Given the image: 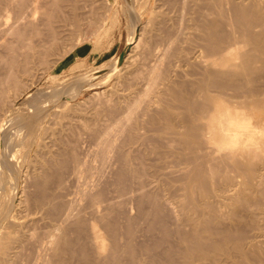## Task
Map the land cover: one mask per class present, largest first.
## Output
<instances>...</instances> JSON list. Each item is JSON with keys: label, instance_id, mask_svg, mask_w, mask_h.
<instances>
[{"label": "rangeland", "instance_id": "rangeland-1", "mask_svg": "<svg viewBox=\"0 0 264 264\" xmlns=\"http://www.w3.org/2000/svg\"><path fill=\"white\" fill-rule=\"evenodd\" d=\"M17 1L19 2L20 0H0V34H2L0 35V78L2 79L0 82H5L3 85L0 83V89L5 90L3 88L5 86L7 89L5 90L7 94L4 96V99L7 97V100H5L3 105H0V130L3 131L2 133L5 134V138L10 143L12 159L14 158L15 160H13L16 162L14 170L5 166L3 162H0V237L1 235L3 236L0 238V249L3 246L5 247L4 257L6 261L8 260L7 263L10 264V260L14 258L15 260L12 259L13 262L18 261V264H44L47 262L46 259L49 262L48 264H53L52 260H55V256L52 257L53 254L48 246V239H50L53 231L64 236L67 234V238L69 237V239L74 240L77 235L74 222L79 220L82 216L81 214H83V217L80 218L81 221H85L86 223L91 221L92 216L89 215V208H86L88 207L89 200L85 193L103 189L102 192L105 193V196L114 197L125 184L124 196L119 195V192L117 194L118 197L115 198V196L112 199L114 205H118L115 206L116 208L113 207L116 215L120 216L123 214L121 216L122 221L118 218L119 223H122L121 226H124L126 223L124 213H127L126 217L134 216V219L137 218L134 220V223L138 225L135 226L133 223V228L136 230L135 239L137 241L135 240V242L138 244L142 242L143 245H152L162 240L158 248L159 251L169 243L177 244L178 237L173 233L176 227L175 217L181 216L182 212L187 210V208L185 210L182 209L183 205L188 203L186 202L187 198L184 199L186 196H183L186 192H184L185 190L182 188L183 183H181L182 171L187 167L191 169L194 164L184 161L186 157L191 158L192 153L185 149V146L183 147L177 142L174 131H172V134L171 131H168L169 129H166V119L164 118L166 115L169 116L170 113L169 117L173 116L170 119L173 125H175L174 130H182L180 121L178 120L181 118V115H184L183 113L185 115L188 113L183 108L184 104L182 105L179 102L180 100L183 102L182 98L179 100L176 97L180 94L182 96V93L185 94L186 92L190 93L194 91L195 93L192 81L195 80V77L200 76L202 67L199 65L197 59H204L206 54L209 59V56L212 54L204 47L206 53H203L205 50L202 52L204 56L201 53V49H203H200L202 35L198 29L201 22L203 23L204 20L211 19L212 16H217L215 17L217 19L221 20L223 18L226 24L225 27H227V29L225 28L226 31H234L237 24L231 25L229 22L231 17L229 4L234 1L241 2L242 4L247 0H228V2L227 0H221V2L217 0L218 5L215 2L216 0H37L38 3H36L41 6L43 5V9L46 7V13H49L50 19L52 18L50 24L55 23L50 26L53 30L55 27V37L57 38L52 42H49L50 33L47 34L50 27L48 30V26L44 23L46 15L40 13V10H37L39 12L33 10V3L30 2L32 0H21L23 1L21 4ZM50 1L56 2V5ZM16 3L20 6L22 5L19 7L21 11L24 10L23 13L32 14L31 16L26 15L27 17L24 16L25 19L28 18L25 20V23L28 20L26 25L19 24V27H21L19 32L21 34L13 33L9 29L7 30L9 25L14 22L15 16L18 13L16 12L18 10H15L17 9L16 5H18ZM216 8L223 11L220 13ZM214 9L219 12V16L223 14L221 15L222 18H218V14L216 13V15L213 12L215 11ZM23 13L22 15H24ZM42 16L44 19H42ZM21 23L24 22L22 21ZM22 27L25 29L23 30ZM34 28H38L37 34L34 33ZM237 32L236 35L239 38L240 44L239 50H243L245 46H243L242 37L240 39V33ZM136 37L140 39L138 40L139 43L136 40L138 45L134 41ZM30 40L35 44L34 49L36 52L35 50L31 51L33 54L29 52L31 49L23 47L24 43ZM128 53H130L129 56L127 55ZM198 53H201L202 55H199L202 57L197 58L199 57ZM26 56L28 57V72L24 74L18 72L15 76L16 80L13 76L6 80L7 70H10V61L17 60L16 63H20L19 65L13 64V72H15L16 67L19 69L23 65L22 62L24 61L23 59L27 58ZM258 84H260L259 81ZM180 89L182 93L180 92L179 94ZM174 91H176V96H174L175 93L173 94ZM211 94H214V91ZM194 97L196 98V96ZM223 99L225 101L230 100V98L225 97ZM39 104L41 111L36 118L18 123L20 121L18 118L22 116L25 110L30 107H37ZM164 111H168L169 113L165 112L164 114ZM179 111L183 113L181 114ZM249 113L256 115L253 119L254 121L257 120L255 128L261 130L256 134L255 140L261 141V138L264 140V112L254 109ZM126 116L129 118L126 119ZM152 120L153 122H151ZM25 122L27 123L26 125L24 124ZM30 122L31 124H29ZM176 126L178 129H176ZM122 130L123 132H121ZM118 133L122 134L119 135ZM262 150L264 151V145L258 151V154L261 155L260 157L264 156V152L261 153ZM103 152H107V155ZM120 152L123 154L127 153V167L129 168L130 166L131 168L134 167V170L137 169V174L140 177L133 180L134 176L128 173V175H125L127 178L123 179V177V180L121 179L124 181V185L120 181L123 187L121 184L118 185L119 181H117L119 180L117 174L122 166L118 156ZM260 157L257 159L261 160ZM189 158L186 159L188 160ZM131 161L134 162V166ZM64 181L65 183H63ZM135 185H139L137 187L138 190ZM82 190L84 192L88 190V192L84 193ZM166 192L170 194L167 195ZM151 193L156 194V196L160 195L158 197L160 200L162 198L167 201V204L162 206L161 211L163 216H165V227L170 231V234L167 236L168 240L163 238L162 226L160 224L157 225L159 222L152 220L153 217L155 219L156 217L149 208L151 207L150 202L146 199V194L151 195ZM20 196L21 202L18 205L17 201ZM119 197L120 200H117ZM117 201L119 203H116ZM120 202L123 204H120ZM126 203L129 204L126 205ZM64 204L69 206L68 209ZM52 207H54L53 210L50 209ZM48 209L52 210L51 213ZM77 210L82 211L81 214H78L79 211ZM138 210L143 211L138 212ZM44 211H47L46 214ZM61 212L63 215H61ZM65 212L71 213H68L70 218L64 216ZM84 215L86 216L85 218ZM15 216L23 222L18 226L14 225L15 227H12L13 222H11V218L13 219ZM62 217L63 219L61 220ZM65 219L69 220H66L67 222L63 221ZM182 227L188 231L187 226L182 225ZM21 230L22 232H20ZM100 231L102 230L100 229ZM105 235L102 232L104 241L102 252L105 253H101L100 256L98 255L99 257L94 256V263H99L106 257L109 239ZM259 245L263 246V243L259 242ZM14 253L16 254L14 255ZM122 258L125 260L124 257ZM62 259L64 260V264H82L80 259L76 255L72 256L71 253L64 254Z\"/></svg>", "mask_w": 264, "mask_h": 264}, {"label": "bare ground", "instance_id": "bare-ground-1", "mask_svg": "<svg viewBox=\"0 0 264 264\" xmlns=\"http://www.w3.org/2000/svg\"><path fill=\"white\" fill-rule=\"evenodd\" d=\"M51 1H55V0H51ZM21 2L23 3V1H21V0L18 3L21 4ZM30 2L33 3V10L34 11L39 12L37 10H40L41 11L40 13H43L46 15V19H45L44 23L48 26L47 27V29H48L52 24V23L50 24L52 18L50 19L49 13H46V11H47L46 7L44 8L45 9L44 10L42 8L43 5L41 6V5L37 4L38 3L37 0H32ZM215 2L217 3V0ZM220 2H221V0H220ZM227 2H228V0H227ZM18 3H16V4H18ZM51 3H54L56 5V2H51ZM19 4L16 5L17 9H15V10H18V11H16L18 13L15 16L14 22L11 23V25H9L8 28L7 27L6 28H7V30L9 29L10 31H12L13 33L21 34V32H19V29L21 27H19V26L23 25V24L26 25L28 20L26 21V23H25V20L28 18L25 19L24 16H26L28 14L23 13L24 10L23 11L20 10L21 9L20 7L22 5L20 6ZM218 4L219 3H217V5ZM229 6H230L229 7L230 12L229 13L231 14V17H232V18L230 17L229 22L231 25L235 24V23L237 24L236 26L239 28H237L235 26L236 28H234V29H236V30H234V31L230 30L231 32L226 31V29H227V27H225L226 24H225L223 18L221 17V15H223V14H220V16H219V12L216 11L217 8L214 9L216 12L215 11H213V12L215 14L217 13L218 18L219 17L222 18L221 20L215 18L217 16H212L211 19H208V17H207L208 20H206V21L204 20V22L203 23L201 22V25H199V28L197 27L201 31V35L203 36V39L201 36L202 44L200 45L201 46L200 49L204 47L205 49H208L207 51L209 53H212V54L210 55L208 53L210 55L209 59H208V56H206L207 54L204 56V54L206 53V50L204 48L201 49L202 50L201 53L205 50L203 52L204 54L202 53L204 56V59H203V58H200V56L202 54L198 53L199 57H197V58H200V59H197V61H198L199 65H201L202 67H201V70L198 69V70H200V74H199L200 76H198L197 78L195 77L194 78L195 80L193 79L194 81H192V84L195 87V93H194V91H192L190 93L186 92V90L188 88L185 90V92L188 94H186L185 92H184L185 94H183L181 92V89L179 92L177 91L179 94L181 92L182 96H180L181 94L180 95L178 94L180 97L177 96L176 98H179V100H180V98H182L183 102H181V100L179 102L182 103V105L184 104L183 108H185L187 113H188L185 115V113L182 112L184 115L183 116L181 115V118L179 117L180 119L178 121H180L179 123H180V127L182 128V130H180V131L174 130L175 125H173V122H171V119H170L173 116L169 117L170 113L168 111H164V114H165V112L169 113V116L166 115L165 118L163 117L164 119H166V124H165L166 129H169L168 131L169 132L171 131V133H172V131H174V133H175L174 135L177 136V137L175 136V138L177 139V142L180 143L183 147L185 146V149H187L188 151H190L192 153L191 158L186 157L184 155V157L189 158L188 160L185 158L186 160L184 159V161L189 162V163L192 162L194 164V165H192L193 167L190 166V167H192L191 169H189V167H187L188 168V170H187V168L185 167L186 169H184V171H182L183 175H182V182L181 183H183L182 188H184V190H185L184 192H186L185 195L183 194V196H186L184 199L187 198L186 202H188V203L184 204V205H183V203H181L184 206L182 210H185V208H187V210L183 211L182 214L179 213V214H181V216L175 217L176 227L174 228L173 233L178 237V243H177V241H176L177 244L169 243L163 249H160V251L158 250V248L160 247L162 240H160L161 242H157V243L155 242L152 245H143L142 242L140 244H138L137 242H135V240H136L135 239V231L136 230L133 228V226L135 225L134 220H136L137 218L134 219L133 218L134 216L131 217L130 215H129L130 217H126L128 214L124 213L125 212L124 211L123 213L125 216L124 218L126 220V223L124 226H121L122 223L121 224L119 223V220H121V216L123 214L121 213L122 215H120V216L116 215L114 208H116L115 206H118V205H116V204L114 205V202L112 199H114L115 196H116L115 198H117L118 197L117 194H119V192H120L119 195L124 196V194H125L124 188L126 187L125 186L126 184L124 185V181H122V180L125 179V177H126L125 175H128V173H129V175L130 174L133 175L134 176L133 180H134V178L139 177V174H137V172H138L137 169L134 170L135 169L134 167L133 168H131L130 166H129V168L127 167V164H126V160L128 158V157L126 158V156H128V155H126L127 153L123 154L122 152H120L118 156H119L120 163L122 166H121V169L119 170V172L117 174V177L119 179L117 181H119L118 185H120L122 183L124 185V187L121 184V186L123 188L120 187L121 189L118 191V193L116 195H114V197L110 196L111 199L109 196H108L109 197L108 198L107 196L104 195L105 193L102 192L103 189L102 190L99 189L97 191L95 190V192L94 191L88 192V190L85 191L88 193H85L82 190L88 196L89 204L87 205L88 207H86V208L87 209L89 208V213H90L89 215L92 216L90 219L91 221L88 220L89 222H87V223L85 221H81L80 218L83 217V214H81L82 211L81 212L79 211V210H81L80 209L81 207H80V208H78L79 210H77V211H79L78 214H81L82 216L80 217V215H79L80 221L76 220V222H74L75 223L74 228H75V232L77 234L76 235L77 238L75 237L74 240H71V239H69V237L68 238L66 237V235H67L66 233H65L66 235L64 236V235H60L58 233H54V231H53V233L50 235V239H48L49 250L53 254L52 257L55 256V260H52L54 258L51 259L54 262L53 264H64V260L62 259V257L66 253H69V254L71 253L72 256L76 255L80 259L82 264H264V156L260 157L261 155L258 154L259 149L261 150L262 145H264V140H262V138L260 139L261 141L255 140L256 134L259 133L261 130L259 128H255L256 127L255 124H256L257 120L254 121L253 119H254V116H256V115H252L249 113L251 110H254V109H259V112H264V0H247L245 3H242V4H241V2L238 3V2L234 1V2H231L229 4ZM219 8H221V7H219ZM218 11H220V10H218ZM221 11H223V10H221ZM221 11H220V13H221ZM22 13L24 15H22ZM31 15H28V16H31ZM23 18H24V20H22ZM42 19H44L43 16H42ZM22 21L24 23H21ZM181 22H182V20H181ZM54 24H52V25H54ZM6 28H5V31H6ZM22 29H23V27H22ZM37 29L34 28L35 34L38 33ZM50 30L48 31L47 34L50 33L49 42L50 41L52 42V41H55V38H56L55 37V27H54V30L51 29V27H50ZM20 31H22V30H20ZM237 31L240 33L239 34L240 39L242 37L243 46H245V48L243 50H239L240 44L238 41L239 38H237L238 36L236 35ZM0 35H2V34H0ZM17 36H19V35H17ZM24 36H25V34H24ZM27 36H28V34H27ZM49 36L47 35L48 38H49ZM37 37H38V35H37ZM134 39H135L134 40L135 42H136V40L137 41L140 40V39H137V37ZM178 39H179V37H178ZM20 40H21V38H20ZM31 40L25 42L23 45V47L25 46L28 49H31L30 51L27 49L29 52H31V51L33 52V50H35L34 49L35 44L32 43ZM138 43H139V41H138ZM138 43L136 42L137 45H138ZM132 48H135V47H132ZM35 52H36V50H35ZM160 54H161V52H160ZM199 54H201V55H199ZM127 55L129 56L130 53H128ZM23 60H22L23 65H21L19 69H17V67H16L15 72H13L14 71L13 66L15 65L17 60L16 61L11 60L10 63L8 62L10 70H7L8 73L5 76L6 80H8L7 78L12 77V76L16 80L15 76L17 75L18 72H21L23 74L28 72V69H29V67H27L28 57L23 59ZM155 62H157V61H155ZM159 62H160V60H159ZM16 64L19 65L20 63H16ZM193 75H195V74H193ZM161 76H162V74H161ZM188 76H189V74H188ZM151 77H152V75H151ZM0 80H2V79L0 78ZM10 80H11V78H10ZM258 81L260 84H258ZM261 81H262V83H261ZM0 83H2L1 85L5 84V82L3 83L2 81ZM17 83H18V81H17ZM5 87H3V88L5 90H7ZM177 89L179 90L178 87H177ZM5 90L0 89V103H1L0 105H3L5 100H7L6 99L7 97H5V99H4L5 94H7V93H5L6 92ZM210 91L211 92L214 91V94H211ZM175 92L176 91H174L173 94ZM146 94H147V91H146ZM197 95L199 98L197 97ZM174 96H176V93ZM194 96H196V98ZM223 97L230 98V100L226 99L227 101H225L223 99ZM165 106H167V105H165ZM178 106H180V105H178ZM0 108H1V106H0ZM30 108L25 110L22 113V116L20 118H18V119H20V121L18 123H21L22 121L29 120L31 118L33 120L34 118H36L39 115V113L41 111L40 104L37 107L34 106V108H31V109ZM184 112H185V110H184ZM118 113H120V112H118ZM164 114H163V116H164ZM154 115H156V114H154ZM128 118L129 117L126 116V119H128ZM32 120H31V122H32ZM144 121H146V120H144ZM31 122L29 124H31ZM151 122H153V120ZM24 124L26 125L27 123L25 122ZM127 124H128V122H127ZM19 126L21 127V125H19ZM164 127H163V130H164ZM0 128H1V126H0ZM176 129H178V127ZM7 131H8V129H7ZM2 132L3 131L0 130V162L1 163L3 162V164H5V166L14 170L16 168V162L14 161L15 160L14 158H13L14 160L12 159L11 150H10V143H8V140L5 138V134ZM121 132H123V130ZM121 134H119V135H121ZM176 139H175V141H176ZM131 141H133V140H131ZM148 142H149V140H148ZM87 144H88V142H87ZM97 145H99V144H97ZM110 145H112V144H110ZM72 147H73V145H72ZM70 149H72V148H70ZM138 151H139V149H138ZM184 151H186V150H184ZM263 152L264 151L262 150L261 153H263ZM103 153H105V152H103ZM63 154H65V153H63ZM148 155H150V154L148 153ZM168 155H170V154H168ZM69 156H71V154H69ZM178 156L180 157V155H178ZM72 157H73V155H72ZM184 157H182V158H184ZM259 157L261 160L257 159ZM104 158H105V155H104ZM73 159H75V158H73ZM159 159H161V158L159 157ZM85 161H87V160H85ZM254 162H257V163H254ZM103 163H105V162H103ZM133 163L134 162H132V165H133ZM190 164H188V165H190ZM176 166H177V162H176ZM181 167H182V164H181ZM83 168H84V166H83ZM109 173L111 174V172H109ZM135 176H137V177H135ZM142 177H143V175H142ZM46 178H44V179H46ZM139 180H141V179H139ZM148 180H150V179H148ZM120 181H122V182L120 183ZM143 181H146V180H143ZM43 183H41V184H43ZM63 183H65V181ZM125 183H126V181H125ZM179 183H180V181H179ZM41 184H40V186H41ZM95 186H96V184H95ZM95 186H93V187H95ZM138 186H136L137 190H138V188H137ZM52 187H53V185H52ZM39 188H42V187H39ZM66 190H67V188H66ZM158 190H160V189H158ZM77 192H78V190H77ZM79 192H81V191L79 190ZM83 192H82V194H83ZM154 192H156V191H154ZM126 193H127V191H126ZM147 194H148V192H147ZM147 194H146V199L150 202V205H151V207H149V208L151 209V212L153 213V215L156 217V219L153 217L152 220H154V221L156 220V222L157 221L159 222L157 225L160 224L162 226V227L161 226L160 227L163 230L162 231L163 238L167 239V236L170 234V231L168 229H166V227H165V224H164V222H165L164 217L165 216H163L162 211H161L162 206L164 204H167V201H165L166 199H162V198L160 200V198H158L160 195L156 196V194H154V193L153 194L151 193V195H147ZM166 194H167V192H166ZM169 194H167V195H169ZM178 194H181V193H178ZM20 195H21V193H20ZM122 196H120V197H122ZM120 197L117 200H120ZM175 197H177V196H175ZM180 197H182V196H180ZM35 198H37V197H35ZM43 198H44V196H43ZM172 198H174V197H172ZM86 199H87V197H86ZM130 199H131V196H130ZM171 200H173V199H171ZM115 201H116V199H115ZM183 201H181V202H183ZM20 202H21V196L19 197L17 204L19 205ZM53 202H54V200H53ZM39 203H41V202L39 201ZM116 203H119V201H117ZM121 203L122 202H120V204ZM132 203H134V202H132ZM135 203H136V201H135ZM127 204H129V203H126V205ZM51 205H52V203H51ZM64 205H66V204H64ZM68 205H69V203H68ZM130 205H131V203H130ZM119 206H121V205H119ZM181 206H179V207H181ZM49 207H51V206H49ZM68 207L69 206H67V209H68ZM50 209L53 210L54 207H52ZM50 209H48V210H50ZM61 209H62V206H61ZM67 209H66V211H67ZM76 209H77V207H76ZM52 210H50V213ZM74 210H75V208H74ZM122 210H124V209H122ZM37 211H38V209H37ZM139 211H141V210H138V212ZM180 211H181V209H180ZM46 212H45V214H46ZM83 212H85V211H83ZM68 213L71 214L70 212H68ZM68 213L65 212L64 216H67V218H70ZM61 215H63V213ZM148 215H150V214H148ZM117 216H119V217H117ZM135 216H136V214H135ZM63 217L61 218V220L63 219ZM71 217H72V215H71ZM85 217L86 216L84 215V218ZM118 218H120V219L118 220ZM8 220H10V219H8ZM66 220L68 221L69 219H65L63 221H66ZM82 220H84V219H82ZM11 222H13V225L11 224L13 227L14 225H17V226L20 225L21 222H23V221L18 220V218H16V216H15V217H13V219L11 218ZM133 223H134V225H133ZM137 225H135V226H137ZM182 225L187 226L188 231L186 229L184 230ZM98 226H99V228H98ZM100 229L102 231H100ZM20 232H22V230ZM102 232H104L106 234L105 237H107L109 239V246L107 247L108 249H107L106 257L105 258L102 257L103 259L99 263L98 262L94 263V260H93L94 256H98V255L100 256L101 253H105V252H102L104 249V241H103ZM150 232H151V230H150ZM47 234H48V232H47ZM1 237H3V236L1 235ZM136 238H137V236H136ZM41 239H42V237H41ZM27 240H29V239H27ZM120 240H121V242H120ZM259 242L263 243V246L259 245ZM41 243H40V245H41ZM29 247H30V245H29ZM89 247L91 248V251H90ZM45 250H46V248H45ZM13 252H11V253L13 254ZM15 254L16 253H14V255ZM4 255H5V247L3 246L0 249V264H9V263H7L8 260L6 261ZM122 257H124L125 260H123ZM9 258H11V257H9ZM12 259H14V258H12ZM12 259L10 260V264H14V262H15V261L13 262ZM46 261L47 262H45L44 264L49 263L47 259H46ZM17 262L18 261H16L15 264Z\"/></svg>", "mask_w": 264, "mask_h": 264}]
</instances>
